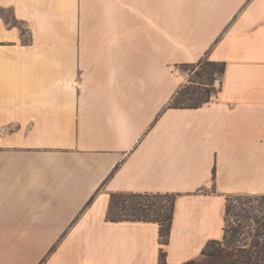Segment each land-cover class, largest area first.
<instances>
[{
    "label": "crops",
    "instance_id": "1",
    "mask_svg": "<svg viewBox=\"0 0 264 264\" xmlns=\"http://www.w3.org/2000/svg\"><path fill=\"white\" fill-rule=\"evenodd\" d=\"M202 57L220 91L169 107ZM116 191L179 193L170 264L264 194V0H0V264H159Z\"/></svg>",
    "mask_w": 264,
    "mask_h": 264
},
{
    "label": "trees",
    "instance_id": "2",
    "mask_svg": "<svg viewBox=\"0 0 264 264\" xmlns=\"http://www.w3.org/2000/svg\"><path fill=\"white\" fill-rule=\"evenodd\" d=\"M193 73L169 103L171 108H198L217 94L216 79L226 72L224 61L202 57L197 62L180 65ZM197 78V79H194ZM215 185V171L213 188ZM177 192L116 191L110 196L106 219L109 221H147L159 225L161 244L159 264H170L165 246L170 242L175 215ZM94 197L87 202L89 205ZM229 207L225 209V227L222 239L207 242L200 259L181 264H264V194H253L242 202L236 219L227 224Z\"/></svg>",
    "mask_w": 264,
    "mask_h": 264
},
{
    "label": "rangeland",
    "instance_id": "3",
    "mask_svg": "<svg viewBox=\"0 0 264 264\" xmlns=\"http://www.w3.org/2000/svg\"><path fill=\"white\" fill-rule=\"evenodd\" d=\"M179 67H180L179 69H181V71H183L185 74H187L188 81H189L190 74L193 72L187 68L184 69L181 66H179ZM194 79H197V78H194ZM222 81H223V77H220V78L216 79V81H215L217 93L221 89ZM251 195H253V194H230L227 196V205L229 207V212H230L226 216L228 225H230L236 219V214L238 212H240V210H241L242 202L245 201L246 197L251 196Z\"/></svg>",
    "mask_w": 264,
    "mask_h": 264
}]
</instances>
